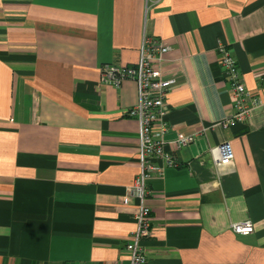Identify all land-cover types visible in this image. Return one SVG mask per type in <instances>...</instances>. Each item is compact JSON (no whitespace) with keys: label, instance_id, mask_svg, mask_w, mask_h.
Listing matches in <instances>:
<instances>
[{"label":"crops","instance_id":"1","mask_svg":"<svg viewBox=\"0 0 264 264\" xmlns=\"http://www.w3.org/2000/svg\"><path fill=\"white\" fill-rule=\"evenodd\" d=\"M145 37L172 47L165 149L179 161L148 183L147 264H264V0H0V264H130L138 85L101 75L137 64ZM220 43L261 100L232 126ZM246 220L253 233L233 231Z\"/></svg>","mask_w":264,"mask_h":264},{"label":"built area","instance_id":"2","mask_svg":"<svg viewBox=\"0 0 264 264\" xmlns=\"http://www.w3.org/2000/svg\"><path fill=\"white\" fill-rule=\"evenodd\" d=\"M171 50V45L162 39L145 37L137 64L127 66L108 64L102 68L101 80L104 83L120 85L130 79L136 81L138 85V102L128 110V115L139 122L140 167L130 192L139 200L135 214L137 226L126 244L130 264H147L148 261L146 251L141 245V241L152 233V212L147 204L150 194L148 183L153 177L163 173L165 165L179 166L178 159L165 149V136L168 132L165 103L175 79L164 76L162 64ZM218 55L233 93L234 112L223 125L245 123L252 109L261 104V100L247 90L235 57L223 43L218 46ZM194 139L195 135L185 136L179 138L177 143L181 147ZM214 153L219 165H230L235 158L232 144L228 141L215 147ZM129 200L125 197L124 203H128ZM231 228L238 234L249 235L254 232L255 225L253 221L246 220L233 222Z\"/></svg>","mask_w":264,"mask_h":264}]
</instances>
